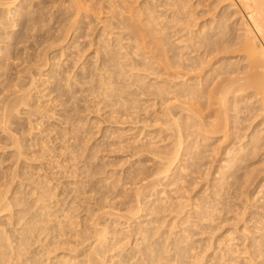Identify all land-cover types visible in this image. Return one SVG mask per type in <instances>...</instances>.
Masks as SVG:
<instances>
[{"label":"rangeland","instance_id":"1","mask_svg":"<svg viewBox=\"0 0 264 264\" xmlns=\"http://www.w3.org/2000/svg\"><path fill=\"white\" fill-rule=\"evenodd\" d=\"M232 2L0 0V264H264Z\"/></svg>","mask_w":264,"mask_h":264},{"label":"bare ground","instance_id":"2","mask_svg":"<svg viewBox=\"0 0 264 264\" xmlns=\"http://www.w3.org/2000/svg\"><path fill=\"white\" fill-rule=\"evenodd\" d=\"M232 6L242 18V32L236 33L237 39L243 44L241 50L246 52L249 66L255 69L253 76L264 78V0H233ZM262 86L264 90V80Z\"/></svg>","mask_w":264,"mask_h":264}]
</instances>
